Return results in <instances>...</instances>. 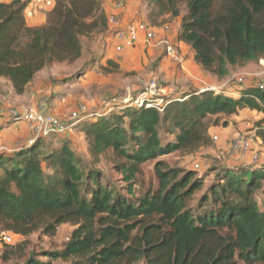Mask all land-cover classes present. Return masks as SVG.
<instances>
[{"label":"trees","instance_id":"trees-1","mask_svg":"<svg viewBox=\"0 0 264 264\" xmlns=\"http://www.w3.org/2000/svg\"><path fill=\"white\" fill-rule=\"evenodd\" d=\"M150 2L149 24L180 16L176 40L192 48L194 61L209 74L226 77L233 67L264 60V0ZM24 5L0 1V78L16 95L45 67L76 62L81 37L108 30L100 0H54L38 26L27 25ZM250 82H238L240 91L228 86L229 93L189 88L162 108L130 104L85 127L94 132L95 153L110 150L124 160L118 167L124 189L103 183L99 170L84 169L67 144L46 150L43 139L57 134L1 153L0 231L26 237L40 229L53 235L63 223L75 226L61 249L28 252L20 264H264V210L253 197L264 183V168L218 173L193 208L189 201L205 188L203 178L158 161L157 188L133 194L141 164L207 144L211 126L227 125L219 116L242 109L264 113V89ZM163 124L170 135L165 140ZM24 248L5 244L3 259L18 257Z\"/></svg>","mask_w":264,"mask_h":264},{"label":"rangeland","instance_id":"rangeland-1","mask_svg":"<svg viewBox=\"0 0 264 264\" xmlns=\"http://www.w3.org/2000/svg\"><path fill=\"white\" fill-rule=\"evenodd\" d=\"M115 0H112V2ZM148 7V11L154 6L150 0H144ZM102 5L104 0H100ZM180 14L186 12L184 3L178 4ZM37 16L46 20V14L35 8L33 18L27 19L28 22L35 20ZM107 16V15H106ZM149 21L148 18L145 19ZM170 21V20H169ZM154 23V21H153ZM99 31V32H98ZM103 34V31L96 30L91 38L81 37L82 53L81 57L74 63L52 64L36 75V78L30 84V88L26 95L31 94L33 100H40L42 103L50 101L53 106L55 98L60 105L67 106L68 109L65 116L79 105H84L87 108V114L79 120L73 128L61 135H55L44 140L43 147L46 150H55L61 144L67 146L74 151L82 159L84 169L94 168L100 171L101 181L109 183L114 187H126L125 182L121 179V173L118 167L123 163V159L116 153L108 150L101 154H97L92 149L93 133H88L85 127L91 126L102 118H105L112 113H120L121 109L132 105L133 101L139 97L143 91L149 92V102L159 107L165 106L172 98H180L183 92L177 85L178 78L166 77L163 72H160L156 61L140 60L137 68H121V66L111 59H106L104 64L100 61L106 54V40L108 34ZM113 37V36H112ZM108 47L111 50L114 48V38L107 40ZM111 44V45H110ZM127 53V52H126ZM126 53L118 54L116 50L112 51L113 56H117V60L127 59ZM110 60V62H108ZM262 59L256 61L258 67L240 68L233 67L226 77L216 79L219 83L222 78L226 80V87H232V91L239 90V84L236 81L237 77L242 75L246 79H250V83H257L264 77V63ZM131 62V61H130ZM134 65V61H132ZM156 65V66H155ZM156 67V68H155ZM86 69V70H85ZM85 70L82 76H77L80 71ZM162 73V74H161ZM177 79V80H176ZM223 79V80H224ZM219 80V81H218ZM217 84V83H216ZM216 84L203 81L197 87L206 89L213 86V91L222 88H215ZM184 85H187L184 83ZM220 85V84H218ZM38 86L43 89L47 87V91L37 92ZM197 89V88H196ZM240 91V90H239ZM29 98V97H28ZM162 99V100H161ZM173 99V100H174ZM15 97L11 92L9 83L0 78V106L14 107L18 110H26L31 108L30 105H15ZM7 102V103H6ZM8 104V105H5ZM134 105V104H133ZM33 107V106H32ZM62 117V118H63ZM60 118V117H59ZM264 113L242 109L237 114L231 116H219L220 121L227 120V125L211 126L209 130V141L205 145L197 146L192 149L173 152L167 155L159 156L157 159L148 160L141 164L137 174L134 176L133 194L136 197L143 195L149 189L155 190L158 182L156 179L155 167L157 162L161 161L168 167H178L186 170H193L198 176H201L205 181V188L202 191L196 192L190 199L189 205L193 208L198 202V198L203 192L207 191V187L217 182V174L222 173L227 168L234 169L241 167L242 169H263L264 168ZM213 119V118H211ZM31 137H33V131ZM166 126L163 124L159 127L160 138L165 140L170 135L167 132ZM243 135L251 141V149L258 155L256 160H252L251 154L241 157L238 154L230 152V143L233 138ZM21 144V141L12 142L8 148L19 149L22 146L29 145ZM16 143V144H15ZM238 155V158H236ZM234 157V158H232ZM195 164L197 167L195 168ZM50 170L44 169V173ZM259 207L264 210V183L261 188L255 192L253 196ZM75 228L70 223L60 224L53 235L45 234L41 229L29 236L23 237L18 234L6 231L5 233L13 234L10 242H5L0 237V264H20L28 252L34 254L41 253L43 250L61 249L67 242L71 231ZM5 244L10 246L23 247V254H18V257L9 259L4 258ZM19 249V248H18ZM43 259L42 256H38ZM238 264H244L237 261ZM53 264H62L60 260H56ZM135 264H145L143 260Z\"/></svg>","mask_w":264,"mask_h":264},{"label":"crops","instance_id":"crops-1","mask_svg":"<svg viewBox=\"0 0 264 264\" xmlns=\"http://www.w3.org/2000/svg\"><path fill=\"white\" fill-rule=\"evenodd\" d=\"M146 2L147 1L144 2V0H124L123 6H117L114 1L112 2V0H104L103 9L106 12L107 17L110 15H114L118 19L123 20V21H127L129 19L145 20L147 18V13H148V7L146 5ZM43 23H44V18L40 16H37L35 20L32 22L27 21V25L29 26H38ZM170 23L172 25L171 30L164 32L163 35L160 34L159 38L150 45L144 44L143 42L137 43L135 47L132 48V50H129L126 53V55L128 54L126 56L127 59H122V60H117V56L112 55V51H114V48L111 50V48L108 47L109 45L107 43V40L109 38L113 39V37L111 36V34L107 32L108 34L105 37L106 54L103 57V59L100 61V64H104L106 59H111L113 62L119 64L121 68L131 67L133 69L139 66V63H136V61L140 62V60H147L148 63L150 61H156V65H158L160 72H163L166 77H172V78L176 77L178 79L181 78V80L179 81L177 79L176 80L177 82H179L177 83V85L179 86V89H181L182 91H185L189 88L199 89L197 86L201 82L206 81L212 84L217 83L215 85V88L223 87L221 90H223L226 93H229L228 91L224 90V89H227L226 83H225L226 80L222 78L221 81L218 83L217 80L212 78V77H215L216 79H218V77L213 76L209 74L208 72L204 71L200 67V65L194 61L193 59L194 52L192 48L188 44L182 41L176 40V35H177L179 25H180V16L172 18ZM167 42L173 43L175 47L178 49V52L181 57V63H175L170 60L169 56L166 54V51H165ZM132 61H134V65ZM261 61H263L264 63L263 59ZM251 64L252 63H247L240 68L248 67ZM251 67H258V64L255 63L251 65ZM36 76L37 75H35L33 80L36 78ZM247 81L249 82L250 79H247ZM184 83L187 85H184ZM30 84L27 90L22 95H16L11 88V92L13 96L15 97V100H14L15 105L17 106L18 105H30V107H32L39 103L40 100H37V101L33 100V96L31 94L26 95V93L28 92L30 88ZM210 87L211 89H214L213 86H210ZM40 91L41 92L47 91V87H44L43 89H41L38 86L36 93ZM53 103H55V106L52 107L50 112L53 115H56L62 118L65 115L68 107L62 104L60 105V103L55 98L53 99ZM5 105H8V104H5ZM30 129L31 127L27 125L26 123H19V124L12 125L11 123L8 122V118L5 116V114L0 113V154L1 153L7 154V153L14 152L15 149L8 148V146H11L10 144L14 141L15 142L21 141L22 142L21 144L26 145L25 142L28 141L31 137ZM247 154L243 156H240V155L239 156L241 158V157L247 156ZM236 158H238V155H236Z\"/></svg>","mask_w":264,"mask_h":264},{"label":"built area","instance_id":"built-area-1","mask_svg":"<svg viewBox=\"0 0 264 264\" xmlns=\"http://www.w3.org/2000/svg\"><path fill=\"white\" fill-rule=\"evenodd\" d=\"M1 2H12L20 1L24 2L23 14L25 19L33 18L35 15V8L41 10L45 14L50 11L54 6V0H0ZM117 6H123L124 0H115ZM28 21V20H27ZM108 33L113 36L114 50L118 54H124L135 47L137 43L143 42L144 44H152L159 38V35H163L164 32L171 30V23H163L159 26H151L148 21L143 19H129L123 21L118 19L114 15L107 17ZM166 54L170 60L175 63H181V57L178 49L171 42L166 43L165 47ZM237 81L242 83L245 81L243 76H238ZM257 89H264V77L255 84ZM211 88V87H210ZM149 92L143 91L140 93L132 104L137 106L149 107L152 105L149 102ZM162 100V99H161ZM156 102V107H159ZM53 105L50 101L42 103L39 101L35 106L26 109L18 110L14 107L0 106V113H4L8 118V122L12 125L19 123H26L32 129L33 137L30 139L28 144L32 143L37 137H48L55 134H62L69 131L75 126V124L81 120L87 114V108L84 105H79L76 109L68 113L64 118H59L53 115L50 110ZM86 117V116H85ZM230 152L243 156L247 153L251 154L252 160H256L258 155L251 149V141L243 136L238 135L233 138L230 143ZM195 168L197 164L194 165ZM6 231H0V237L7 243L11 241L13 234L5 233Z\"/></svg>","mask_w":264,"mask_h":264}]
</instances>
